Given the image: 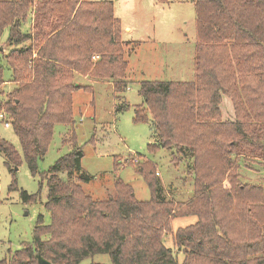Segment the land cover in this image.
<instances>
[{"label": "trees", "instance_id": "trees-1", "mask_svg": "<svg viewBox=\"0 0 264 264\" xmlns=\"http://www.w3.org/2000/svg\"><path fill=\"white\" fill-rule=\"evenodd\" d=\"M33 2L0 0V36L6 29L5 42L13 46L0 60V90L6 84L4 64L14 84L0 101V111L35 175L54 125L74 124L73 92H91L73 81L74 73L106 79L115 93L125 91L129 82L112 1L36 0L33 25L24 33L21 25ZM193 4L194 80L139 81L142 103L133 117L154 129L157 140L148 144L149 152L164 149L185 161L191 198L165 201L156 166L145 159L130 165L145 180L149 200H137L120 179L112 193L93 199L81 186L91 176L81 167L83 152L72 130L69 141H62L68 152L43 173L49 223L38 214L31 241L0 264H38L36 255L50 264H79L96 254H107L111 264H178L163 237L170 220L182 216H195L196 222L173 232L181 264H264V187L242 182L238 171L244 154L264 160V0ZM223 96L231 100L233 122L219 119ZM0 155L12 176L8 189L14 190L20 154L0 138ZM20 196L24 202L38 197L24 190Z\"/></svg>", "mask_w": 264, "mask_h": 264}, {"label": "rangeland", "instance_id": "rangeland-1", "mask_svg": "<svg viewBox=\"0 0 264 264\" xmlns=\"http://www.w3.org/2000/svg\"><path fill=\"white\" fill-rule=\"evenodd\" d=\"M11 1V0H1ZM113 13L121 22L124 58L128 62L125 79L128 87L115 93L106 79H94L74 73L73 81L91 92L80 89L72 94V117L74 124L54 125L52 138L46 154L38 162V170L32 175L22 157L21 147L11 126L5 127L0 120V138L10 143L20 154V162L15 171L14 190H9L12 176L0 155V262L8 259L20 245L29 243L38 214L43 215L44 224L49 223V214L43 208L47 187L43 173L60 156L67 153L69 145L63 139L70 138L72 130L75 140L83 152L82 169L91 176L88 182L81 183L83 191L93 199H102L112 193L114 182L120 179L129 185L135 198L146 201L150 191L136 172L135 165L145 159L156 166V177L160 182L161 196L165 201L186 203L193 195V182L185 161H179L171 151L160 149L148 151L149 143H155L156 134L152 125L133 122L134 107L142 103L138 94L139 81L189 82L194 80L193 60L195 37V9L193 0H110ZM21 25L20 31L28 33L34 22L33 10ZM128 28V30H126ZM7 30L0 36L2 54L13 47L5 42ZM133 41V42H130ZM135 42V43H134ZM29 44V43H27ZM0 46V47H2ZM130 52L127 54V52ZM134 51V52H132ZM97 59V56L92 58ZM12 71L4 64L6 84L0 90V101L12 90ZM119 96V97H118ZM118 97V98H117ZM1 103V102H0ZM129 108L119 111L120 105ZM220 121L233 122L234 111L231 100L222 97L219 104ZM240 157L238 171L241 181L264 187V160L244 154ZM65 177V174H63ZM42 180V181H41ZM37 194L34 202H24L20 191ZM196 222L195 216L175 217L170 220V230L164 234L163 244L176 253L178 264L183 255L177 253L172 235L178 227ZM79 264H111L107 254H96Z\"/></svg>", "mask_w": 264, "mask_h": 264}, {"label": "water", "instance_id": "water-1", "mask_svg": "<svg viewBox=\"0 0 264 264\" xmlns=\"http://www.w3.org/2000/svg\"><path fill=\"white\" fill-rule=\"evenodd\" d=\"M0 46H2V45L0 44ZM0 51H3V46L0 47ZM36 259H37L38 264H50L47 260L42 258L40 255H36Z\"/></svg>", "mask_w": 264, "mask_h": 264}, {"label": "built area", "instance_id": "built-area-1", "mask_svg": "<svg viewBox=\"0 0 264 264\" xmlns=\"http://www.w3.org/2000/svg\"><path fill=\"white\" fill-rule=\"evenodd\" d=\"M5 114H4V112L3 111H0V120H2L3 121V125L5 126V127H8L10 124H9V122L7 121V120H5Z\"/></svg>", "mask_w": 264, "mask_h": 264}, {"label": "crops", "instance_id": "crops-1", "mask_svg": "<svg viewBox=\"0 0 264 264\" xmlns=\"http://www.w3.org/2000/svg\"><path fill=\"white\" fill-rule=\"evenodd\" d=\"M126 30H128V28H127ZM121 39H122V31H121ZM122 41H125V40L122 39ZM130 42H133V41H130ZM134 43H135V42H134ZM133 52H134V51H133ZM127 64H128V62H127ZM127 66H128V65H127ZM77 84H78V83H77ZM191 196H192V195H191ZM191 196L188 197V199L191 198Z\"/></svg>", "mask_w": 264, "mask_h": 264}]
</instances>
